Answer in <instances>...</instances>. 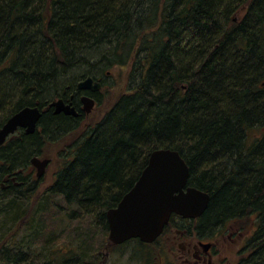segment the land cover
Masks as SVG:
<instances>
[{"label":"trees","instance_id":"1","mask_svg":"<svg viewBox=\"0 0 264 264\" xmlns=\"http://www.w3.org/2000/svg\"><path fill=\"white\" fill-rule=\"evenodd\" d=\"M132 62L139 81L73 141L24 221L42 181L30 159L82 118L46 107ZM34 106L44 111L35 132L0 147L1 264H97L98 247H113L105 213L158 149L178 152L188 185L209 195L198 229L236 227L247 235L241 264H264V0H0V127ZM53 218L67 233L78 225L74 240L48 231ZM43 237L56 247L39 262Z\"/></svg>","mask_w":264,"mask_h":264},{"label":"water","instance_id":"2","mask_svg":"<svg viewBox=\"0 0 264 264\" xmlns=\"http://www.w3.org/2000/svg\"><path fill=\"white\" fill-rule=\"evenodd\" d=\"M76 89L80 92H96L100 84L88 77L81 80ZM80 103L86 114L94 106L93 99L87 96L81 97ZM47 109H52L53 114L62 113L73 118L79 115L72 102L63 99L52 101ZM41 115V110L34 106L24 107L10 116L0 128V146L18 129L23 130L26 136L33 134ZM48 163V159H30L37 178L43 176ZM188 179L189 168L178 152L169 149L152 151L134 185L115 207L105 213L109 245H121L132 239L152 243L172 214L183 219L201 217L210 197L204 191L188 186Z\"/></svg>","mask_w":264,"mask_h":264},{"label":"rangeland","instance_id":"3","mask_svg":"<svg viewBox=\"0 0 264 264\" xmlns=\"http://www.w3.org/2000/svg\"><path fill=\"white\" fill-rule=\"evenodd\" d=\"M134 70L135 68L132 62L125 67H111V69H108L106 71L107 73L109 72V75H107V73L104 76L97 75L99 79L103 80L104 87L97 93L96 99L98 102L93 107L92 111H90V113L88 114L83 113V117L81 118L80 125L78 126V129L74 133H72L67 138H64L63 140L57 143H49L46 146V148L43 150L42 154L38 156L40 159H48L49 164L46 167L44 175L41 177L42 181L36 185L37 187L36 191L32 192L29 207L27 206V208L24 209V211L28 209L27 212L25 213L26 217L25 214L23 215V219L25 218L24 221H27L30 218V215L32 214L33 210L36 208L38 202H40L44 192L52 184L54 180V174L58 171V169H60V167L65 162L66 153L67 151L70 150L69 147H71L73 141L80 139L81 137L88 134V132L111 109V107L116 102V100L121 95L129 93L130 92L129 90H131L132 85L136 84V82L139 81V78L137 76V71L134 73ZM18 135L19 133H17V136ZM29 171H31L33 173V176L36 178V169L31 167ZM56 220L57 219L53 218V220L49 222L50 227L48 231L49 232L55 230L61 231L63 234L59 236H62V240H64V238L67 237H68L67 239L74 240L73 237L75 235L76 229L78 228V225L76 223L74 224L67 223L69 224V227L70 226L73 227V229L72 230L70 229L67 233L66 231L65 232L62 231V229H57L58 223ZM17 228L15 230H17ZM89 229L95 230L94 223H92V228ZM81 231H87V230L83 229ZM9 232H7V234L2 237L4 238V240L6 238V242L8 238L12 236L14 231L12 233ZM101 236L102 235L99 233V231H96L94 235H92L91 241L94 242H97L99 240L102 241ZM58 237H56L55 239H57ZM45 239L46 237L39 239V243H38L39 248H37L36 250V252H38L37 253L38 256L35 258L39 262H43L45 259H47L48 255L51 253L50 250H54V248L56 247V244L51 246V241L45 243ZM182 240L185 241V238H183ZM107 241H108V235L106 238V242ZM163 243L164 241L163 242L160 241V243H158L157 245L153 244L147 246L144 249L141 248L139 253L136 254L132 253L134 245L131 243L124 244L118 247H111V248L108 247L105 248L104 245H101L98 247L100 249L99 250L97 249L98 250L97 256H99L97 264H179V261L170 255L168 249L164 248ZM3 244H4L3 242H0V250ZM99 244L100 243H97V246ZM125 245L128 246L125 247ZM246 254L247 251L245 250V252H242L241 254H238L236 257H233L232 260L235 261L234 263H237L238 260L241 259L243 255ZM0 260H1V255H0Z\"/></svg>","mask_w":264,"mask_h":264},{"label":"flooded vegetation","instance_id":"4","mask_svg":"<svg viewBox=\"0 0 264 264\" xmlns=\"http://www.w3.org/2000/svg\"><path fill=\"white\" fill-rule=\"evenodd\" d=\"M94 81L100 84V90L104 87L103 80ZM99 91L81 92L79 98L88 96L94 100L96 105L98 102L96 95ZM80 117H83V114ZM200 219L201 217L190 220L172 215L161 235L152 244H143L138 240H133V242L147 247L164 241V248L168 249L170 255L178 260L179 264H241L246 255H243L237 263H234L232 259L245 252L247 235L230 224L204 234L198 229L197 224ZM178 226L183 228H178ZM183 238L185 241L182 240Z\"/></svg>","mask_w":264,"mask_h":264},{"label":"bare ground","instance_id":"5","mask_svg":"<svg viewBox=\"0 0 264 264\" xmlns=\"http://www.w3.org/2000/svg\"><path fill=\"white\" fill-rule=\"evenodd\" d=\"M75 94L74 93H71L70 94V97H69V99H63L65 102H72V105L75 107V109H76V111L78 112V113H81V114H83V112H82V109H81V104H80V100H79V95L81 94V92L80 91H77V89H75ZM61 99V98H60ZM59 114H62V113H59ZM59 114H55V115H59ZM64 115V114H63ZM66 116V115H65ZM7 121V120H6ZM5 121V122H6ZM4 122V123H5ZM3 123V124H4ZM3 124L1 125V127L3 126ZM0 127V128H1Z\"/></svg>","mask_w":264,"mask_h":264}]
</instances>
